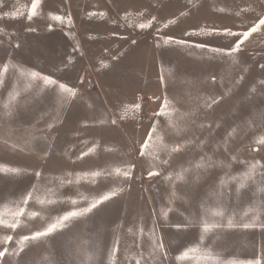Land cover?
Segmentation results:
<instances>
[{"label":"rangeland","instance_id":"1","mask_svg":"<svg viewBox=\"0 0 264 264\" xmlns=\"http://www.w3.org/2000/svg\"><path fill=\"white\" fill-rule=\"evenodd\" d=\"M30 3L31 0H5L0 16L24 5L30 7ZM241 9L249 10L241 12ZM42 12V16L32 21L24 17L0 18L3 29L0 63L11 59L28 69L52 75L77 88L80 96L66 107L60 122L53 120L56 126L49 131L46 125L55 116L52 97L39 96L36 89L23 94L16 117L0 115V164L66 176L68 172L104 167L116 161L131 162L135 165L133 179L124 193L93 217L86 229L90 234L103 235L101 264H106L113 238L120 240L118 264H136L134 258L141 257L147 264H153L148 235L153 210L157 234L163 238L169 254L175 255L177 249L198 239L199 229L182 230L177 235V230L168 226L182 220L181 212L188 215L184 200L191 185L175 182L176 197H172L173 188L163 175L167 171L178 172L182 167L192 168L191 181L197 182L195 163L202 157H211V162L205 161L209 167L199 170L201 177L196 189L199 197L211 182L221 177L240 175L252 163L264 165V145L256 143L264 135V85L259 83L264 80L261 67L264 31L254 33L241 46L240 53L226 58L207 49L169 44L160 37L183 38L192 44L205 43L211 47L227 45L230 41L223 36L187 37L184 33L202 29L247 30L264 13V0H42ZM98 13L105 15H93ZM49 14L64 16L63 28L51 21ZM69 15L71 27L67 26ZM147 21H152V27L141 30L139 23ZM241 24L245 27L241 28ZM17 44L21 47L17 48ZM23 86L22 82L21 90ZM213 97L219 98V103L208 108L206 105ZM165 98L174 110L171 119L176 128L169 126L167 117L154 115ZM132 104H140V110L125 112ZM110 118L117 119V124L93 122ZM157 120L169 148L173 143L187 146L172 155L161 176L149 178V164L139 156V145ZM233 129L235 135L229 137ZM84 141L89 144L85 145ZM94 141L100 145L98 155L72 163L80 150ZM49 145L50 151L45 156ZM108 147L117 151L108 152ZM160 156L167 158L168 152L161 151ZM261 172L264 169L258 167L255 180L248 181V187L241 190L239 206L237 185L229 183L225 196L229 209L236 208L239 213L264 200V195L255 191L258 184L264 183ZM33 182L30 176L0 179V202L15 199ZM81 190L87 192V186L82 185ZM62 194L75 195L74 186L67 185ZM169 199L174 203L169 205ZM169 207L174 210L168 211ZM195 207L198 214L199 205ZM141 226L143 236L139 233ZM230 238L233 251L241 258L258 254L259 229L249 230L247 234L233 231ZM66 241V237L53 240L51 246L36 252L35 260L38 264H51L53 259H70ZM253 244L256 248L251 247ZM222 246L217 242V247ZM89 250H93L91 246Z\"/></svg>","mask_w":264,"mask_h":264},{"label":"snow or ice","instance_id":"2","mask_svg":"<svg viewBox=\"0 0 264 264\" xmlns=\"http://www.w3.org/2000/svg\"><path fill=\"white\" fill-rule=\"evenodd\" d=\"M4 7L5 0H0V8ZM248 10L241 9V12ZM42 15V0H31L30 7L24 5L16 11L3 13V16L9 19L24 17L28 21ZM93 15L104 16L105 14ZM48 18L58 22L59 26L63 28L64 16L49 14ZM72 23V18L69 15L67 26L71 27ZM168 23H174V21ZM138 27L141 30L151 28L152 21L139 23ZM164 27H168V24H165ZM240 27L244 28L245 25L241 24ZM49 28L51 30V25ZM29 31H34V29L29 28ZM261 31H264V13L255 22L247 26V30L202 29L184 33L187 37H198L203 34L228 38L230 42L221 47H211L205 43L192 44L186 39L172 36L167 38L161 36L160 39L169 44L175 43L185 47L207 49L220 58H226L234 57L235 54L240 53L242 51L241 46L245 41L254 33ZM0 32H3V29H0ZM123 38L121 37V39ZM16 47L20 48L21 45L17 44ZM71 62V58H69V63ZM261 67L264 68V64ZM242 79L243 77H241ZM22 82L23 90H21ZM80 82L83 83V80ZM259 83L264 85V80ZM38 85H42V87H38ZM33 89H36L37 95L51 96L53 99L55 116L46 125L49 131L56 126L53 120L60 122V116L66 107L80 96L77 88L53 78L52 75L28 69L20 63H13L11 59L6 63H0V108L3 109L0 115L9 119L16 117L19 114L18 109L21 107L22 95L31 93ZM252 91L255 92L256 88L253 87ZM218 103L219 98L213 97L206 106L211 108ZM140 108V104H132L125 112L128 110L138 112ZM173 112L174 110L170 109V101L165 98L159 112L154 113V115L167 117L169 126L176 128L177 125L171 119ZM93 122L99 125H115L117 119H100ZM87 126L84 124V127ZM234 135L235 129L228 133L229 137ZM47 139L51 140V137H47ZM256 143L264 145V135L259 136ZM84 144L88 145L89 142L84 141ZM186 146V144L173 143L169 148V145L164 142V136L161 135L160 121L157 120L147 133L146 139L139 145V156L143 157L149 164L148 177L161 176L163 166L170 164L172 155L180 153ZM98 148H100L99 142H92L90 146L80 150L72 163L84 161L85 157L97 156ZM225 150H227V140L225 141ZM48 151H50V145L44 152L45 156ZM106 151L115 152L117 150L108 147ZM161 151H167L168 157L161 159ZM206 160L211 162V157H202L201 161L194 165V168L198 170L196 173L197 182L191 181L189 174L192 172V168L182 167L178 172L167 171L163 175L162 178L169 181L173 188L172 197H176L175 182H185L186 185H191L185 193L187 199L184 200L188 206V215L181 212L182 220L168 226L175 228L177 235L182 230L190 228H198L199 234L194 243L179 248L175 255H170L163 238L157 234L158 224L155 218V210H153L152 227L148 234L153 264H264V200H259L254 205L245 207L239 213L236 208L229 209L225 200L228 185L230 182H234L237 185L236 203L239 206L241 190L248 187V181L255 180L257 168L264 169V165H260L259 162L252 163L248 170L240 175L221 177L218 181L211 182L204 194L198 197L196 189L201 177L199 170L209 167V164L205 163ZM134 168V164L123 160L104 167L85 169L76 173L68 172L66 176H63L45 174L38 169L30 171L28 168L0 164V179L18 180L27 176L34 179V182L21 191L15 199L0 202V231L5 233L0 235V246H3L0 247V264H38L34 258L36 252L40 248L51 246L53 240L65 237L67 238L65 249L70 259L66 261L53 259L51 264H101L100 256L104 250L103 235L99 232L94 235L90 234L86 232V229L93 217L124 193L126 185L133 179ZM261 176H264V172H261ZM67 185L74 186L75 195L65 196L62 194V189ZM82 185L87 186V192L81 190ZM255 191L264 195V183L258 184ZM173 203L174 200L169 199V205ZM197 204L199 205L198 214L195 207ZM173 210L171 207L168 209V211ZM167 218V212H165L164 219L167 221ZM256 229H259L260 232L258 254L254 252L251 258H241L232 249L230 233L241 231L247 234L249 230ZM139 233L141 236L144 235L143 226L139 228ZM209 237H211L210 242ZM217 242L223 246L217 247ZM119 244V239H112L107 252L106 264H118ZM90 246L93 249L91 251L89 250ZM251 247L256 248V245L253 244ZM22 253L25 254L24 258L21 257ZM5 257L9 259L6 260ZM134 259L136 264H147V261L143 260L142 257Z\"/></svg>","mask_w":264,"mask_h":264}]
</instances>
